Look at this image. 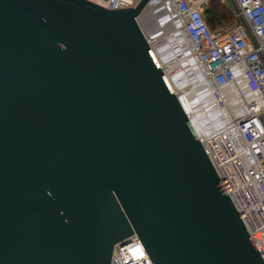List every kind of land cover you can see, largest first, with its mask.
Returning a JSON list of instances; mask_svg holds the SVG:
<instances>
[{
  "label": "water",
  "instance_id": "obj_1",
  "mask_svg": "<svg viewBox=\"0 0 264 264\" xmlns=\"http://www.w3.org/2000/svg\"><path fill=\"white\" fill-rule=\"evenodd\" d=\"M149 1L0 0V264H111L132 235L151 264H264L142 32Z\"/></svg>",
  "mask_w": 264,
  "mask_h": 264
},
{
  "label": "built area",
  "instance_id": "obj_2",
  "mask_svg": "<svg viewBox=\"0 0 264 264\" xmlns=\"http://www.w3.org/2000/svg\"><path fill=\"white\" fill-rule=\"evenodd\" d=\"M91 1L116 10L139 0ZM210 1L150 0L148 5L187 43L201 87L202 81L211 86L218 110L224 106L223 94L231 98L228 113L217 114L219 125L197 137L264 262V0H233L239 23L226 32L209 29L204 12ZM111 264L151 262L132 235L126 244L116 245Z\"/></svg>",
  "mask_w": 264,
  "mask_h": 264
},
{
  "label": "bare ground",
  "instance_id": "obj_3",
  "mask_svg": "<svg viewBox=\"0 0 264 264\" xmlns=\"http://www.w3.org/2000/svg\"><path fill=\"white\" fill-rule=\"evenodd\" d=\"M163 17L150 3L140 19V27L150 42L156 62L163 68L169 85L177 94L178 102L198 136L204 129L219 125L217 114L228 113L232 105L231 98L223 94L224 102L221 103L224 106L218 110L219 102L211 86L207 81H202L205 85L201 87L187 43L169 31Z\"/></svg>",
  "mask_w": 264,
  "mask_h": 264
},
{
  "label": "trees",
  "instance_id": "obj_4",
  "mask_svg": "<svg viewBox=\"0 0 264 264\" xmlns=\"http://www.w3.org/2000/svg\"><path fill=\"white\" fill-rule=\"evenodd\" d=\"M206 23L212 32H226L239 23L230 4L210 1L204 12Z\"/></svg>",
  "mask_w": 264,
  "mask_h": 264
},
{
  "label": "rangeland",
  "instance_id": "obj_5",
  "mask_svg": "<svg viewBox=\"0 0 264 264\" xmlns=\"http://www.w3.org/2000/svg\"><path fill=\"white\" fill-rule=\"evenodd\" d=\"M91 1V0H90ZM157 11V10H156ZM157 17H159V15L157 14ZM163 24V23H162ZM160 31H161V28H160ZM172 38V37H171ZM157 39V38H156Z\"/></svg>",
  "mask_w": 264,
  "mask_h": 264
},
{
  "label": "crops",
  "instance_id": "obj_6",
  "mask_svg": "<svg viewBox=\"0 0 264 264\" xmlns=\"http://www.w3.org/2000/svg\"><path fill=\"white\" fill-rule=\"evenodd\" d=\"M207 9V8H206ZM205 17V16H204Z\"/></svg>",
  "mask_w": 264,
  "mask_h": 264
}]
</instances>
